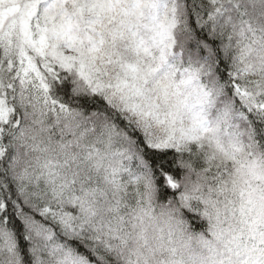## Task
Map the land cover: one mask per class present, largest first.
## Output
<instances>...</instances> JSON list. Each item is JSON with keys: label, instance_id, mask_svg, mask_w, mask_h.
<instances>
[{"label": "snow or ice", "instance_id": "snow-or-ice-1", "mask_svg": "<svg viewBox=\"0 0 264 264\" xmlns=\"http://www.w3.org/2000/svg\"><path fill=\"white\" fill-rule=\"evenodd\" d=\"M161 220L264 264V0H0V264H149Z\"/></svg>", "mask_w": 264, "mask_h": 264}, {"label": "clouds", "instance_id": "clouds-1", "mask_svg": "<svg viewBox=\"0 0 264 264\" xmlns=\"http://www.w3.org/2000/svg\"><path fill=\"white\" fill-rule=\"evenodd\" d=\"M161 232L150 234L149 244L154 253V258L149 260V264H201V256L204 254L202 249L198 247L195 241L189 245L186 237L181 236L176 232L171 237L169 242V225L161 220L158 224ZM175 248L176 252L173 254L172 249Z\"/></svg>", "mask_w": 264, "mask_h": 264}]
</instances>
